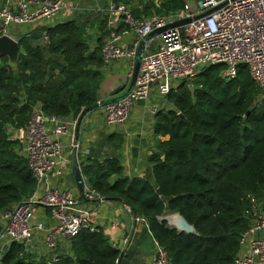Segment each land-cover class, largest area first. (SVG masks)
<instances>
[{"label": "trees", "instance_id": "1", "mask_svg": "<svg viewBox=\"0 0 264 264\" xmlns=\"http://www.w3.org/2000/svg\"><path fill=\"white\" fill-rule=\"evenodd\" d=\"M183 6L182 0H165L153 12L146 8L143 16ZM131 14L141 17L137 10ZM40 30L48 43L32 39L31 33L20 37L16 71L0 59V211L28 198L35 187L18 142L8 138L9 127L22 130L33 108L75 119L98 103L102 40L91 47L85 27L74 20ZM222 68L209 67L167 95L173 109L155 116L154 133L168 141L159 142L149 159L151 182L124 177L116 154L82 166L84 177L105 199H119L147 220L172 264H233L250 227L249 197L264 196V97L246 66L229 81L220 77ZM169 214L185 219L197 235L169 228L162 218ZM20 252L19 245H11L1 263L32 264L23 262ZM119 257L100 231L82 230L57 264H115Z\"/></svg>", "mask_w": 264, "mask_h": 264}, {"label": "built area", "instance_id": "2", "mask_svg": "<svg viewBox=\"0 0 264 264\" xmlns=\"http://www.w3.org/2000/svg\"><path fill=\"white\" fill-rule=\"evenodd\" d=\"M182 1L183 8L168 16L137 19L125 4L109 0L104 12L112 18L110 24L122 23L128 32L119 34L115 28L109 31L101 51L104 62L127 59L132 68L140 39L169 23L184 19H191V22L164 32L158 36L157 43H153V39L147 43L133 87L125 95L103 106L107 126L124 125L134 104L147 102L152 94L166 98L176 86L190 83L212 66L223 67L220 77L224 81L234 79L238 67L246 66L264 97V0ZM189 2L193 6H189ZM62 9L61 0H2L0 38L17 37L12 29L16 32L21 26L43 21L52 24ZM128 33H132L136 41L130 48L123 49L118 41ZM42 38L44 43H48L45 31ZM150 45H153V51L148 52ZM149 112L156 114L157 109L150 108ZM75 119L69 122L33 108L18 140L14 135L15 129L9 127L8 138L18 142L20 153L26 158L35 179V187L28 198L0 211V264L13 244L21 247L19 258L25 263L57 264L70 252V248L67 252L60 249L62 242L70 246L72 239L82 230L97 231L87 206L93 202L103 204L106 199L101 194L92 187L85 188L82 199L69 189L49 184L51 176H63L64 154L74 155L79 168L81 147L73 138ZM249 198L251 209L246 214L251 218L250 227L241 244L247 237L253 240L248 256L238 254L233 264H264V209L258 206L255 197ZM123 208L133 225L148 228L145 218L134 215L128 205L123 204ZM39 209L48 213L50 225L35 221V213ZM131 236L129 233L122 239L121 247L112 246L120 252V256L130 244ZM153 244V264H172L165 247L154 238ZM115 264H119V259Z\"/></svg>", "mask_w": 264, "mask_h": 264}, {"label": "crops", "instance_id": "3", "mask_svg": "<svg viewBox=\"0 0 264 264\" xmlns=\"http://www.w3.org/2000/svg\"><path fill=\"white\" fill-rule=\"evenodd\" d=\"M125 4L130 12L137 10L140 12V19H149L153 16L163 17L166 15H157L152 13L149 18L143 16V11L150 8L153 12L154 8L159 9L162 1L165 0H118ZM63 9L58 18L50 26L69 20L76 21L79 25L84 26L86 35L91 47L96 45V40L101 39L104 43L107 40L109 31L115 28L116 33L122 34L127 27L122 23L112 26L113 21L105 14L109 0H61ZM2 0H0V5ZM175 13V12H174ZM43 22L35 25H25L22 29L25 33H31L42 39ZM121 26H124L121 30ZM46 27V26H45ZM16 32L18 30L16 29ZM30 35V36H31ZM33 39V38H32ZM153 43L158 42L155 37ZM136 41L132 33L122 36L118 41V45L123 49H128ZM153 51V45L148 47V52ZM102 81L98 91V102L103 105L96 110L89 112L82 120L77 142L81 149L78 155L79 170L83 180H87L82 173V166L87 165L90 161H103L112 155L119 156L121 166L123 168V176L132 178H141L152 181L153 164L149 159L157 150L159 142L168 141V136L161 137L154 133L155 116L159 112H168L173 109L172 103L166 98L152 94L145 103L134 104L129 112L128 119L124 125L107 126L104 122L103 106L107 102L117 99L125 95L131 81V62L127 59H114L104 62L101 70ZM150 108H156L157 113L151 114ZM64 120L73 122L74 118L68 117ZM9 132V129H8ZM15 132V130H14ZM76 164L74 155L64 154L63 156V176L58 178L51 176L49 184L61 189H69L66 184V177L71 174ZM88 181V180H87ZM89 182V181H88ZM90 184V183H89ZM71 190V189H69ZM74 195H78L76 189L71 190ZM258 206L264 209V196L255 197ZM91 211L94 226L100 231L110 243L111 247L115 245L121 247L122 239L128 235L131 236V242L121 254L119 264H153L154 260V244L153 237L149 229L144 225H133L129 215L126 214L123 203L106 199L103 204L95 202L87 206ZM35 221H44L50 225L48 213L39 209L35 213ZM253 238L247 237L239 249V255L248 256ZM69 244L62 242L60 249L64 252L69 251Z\"/></svg>", "mask_w": 264, "mask_h": 264}, {"label": "water", "instance_id": "4", "mask_svg": "<svg viewBox=\"0 0 264 264\" xmlns=\"http://www.w3.org/2000/svg\"><path fill=\"white\" fill-rule=\"evenodd\" d=\"M210 12H208V13H210ZM208 13H206L204 15H207ZM198 18L199 17H196L195 19H198ZM190 22H191V19H184L181 21H176V22L166 24L165 26H163L161 28L154 29L149 35H147L146 37H144L138 41L137 46H136V50H135V57H134L133 66H132L131 81H130V84L128 87V91L133 87L135 80L137 78L139 68H140V64H141V60H142V57H143L145 50L147 48V43L150 40L154 39L155 37L160 36L161 34H163L164 32H166L168 30L183 27V26L189 24ZM37 33H38V36H35L34 34H32L30 37L34 39V38H37L41 35L40 32H37ZM19 39H20L19 37L11 38L8 36H3L0 38V59L6 58L7 59V66L9 68H11L13 71H16L18 63H19ZM102 105H103V102H98L94 107L82 109V111L79 113V115L75 119V123H74V127H73L74 141H77L79 127H80V124H81L83 118L89 112L96 110L98 107H100ZM180 117H181V120H184L183 116H180ZM20 134H21V130H19V129L15 130L14 135H15L16 140L19 139ZM162 160H164V159L162 158ZM65 179H66L67 187L71 190L76 189L78 191L79 196L82 199L84 198L83 193H84L85 188L91 187V185L89 184V182L87 180H83L82 175H81L80 170H79L77 165L74 166L71 174L68 175ZM156 194L159 196L161 195L159 190H156ZM113 200L117 201V202H121V200H119V199H113ZM171 216H177V218H178L173 226L170 225L168 220H167ZM163 220L166 221L167 226L171 229H175L178 232H184L187 234L197 235V232L195 231V229L191 225H189L185 221V219L180 217L178 214H170L169 216L163 218ZM259 234H261V233H259ZM70 256H73L72 252L70 253ZM120 259H121V256L119 258V261H120Z\"/></svg>", "mask_w": 264, "mask_h": 264}, {"label": "rangeland", "instance_id": "5", "mask_svg": "<svg viewBox=\"0 0 264 264\" xmlns=\"http://www.w3.org/2000/svg\"><path fill=\"white\" fill-rule=\"evenodd\" d=\"M189 6H193L192 2H189ZM43 25L47 27V26H50L51 24H50L48 21H43ZM24 27H25V26H21V27L17 28L18 32H14V30L12 29V32H13V33H16V36L20 38L22 35L25 34V31L22 30ZM39 43H41V42H39ZM2 64H3V62L0 61V65H2ZM169 215H170V214H169ZM169 215H166V216H164V217H162V218H165V217H167V216H169ZM160 219H161V218H160Z\"/></svg>", "mask_w": 264, "mask_h": 264}, {"label": "bare ground", "instance_id": "6", "mask_svg": "<svg viewBox=\"0 0 264 264\" xmlns=\"http://www.w3.org/2000/svg\"><path fill=\"white\" fill-rule=\"evenodd\" d=\"M177 219H178L177 216H171L167 220H168L169 224L173 226L175 224V222L177 221Z\"/></svg>", "mask_w": 264, "mask_h": 264}]
</instances>
